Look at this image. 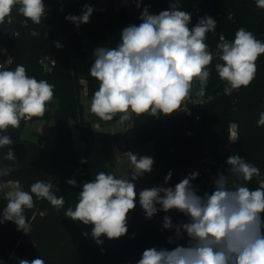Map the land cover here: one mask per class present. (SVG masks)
Segmentation results:
<instances>
[{"label":"clouds","instance_id":"obj_1","mask_svg":"<svg viewBox=\"0 0 264 264\" xmlns=\"http://www.w3.org/2000/svg\"><path fill=\"white\" fill-rule=\"evenodd\" d=\"M139 9L142 0H132ZM258 9H264V0H255ZM18 11L34 25L46 18L44 0H0V25L11 23L13 10ZM94 9L84 4L81 14H68L65 19L77 28L88 24ZM141 23L124 27L116 47L98 46L93 50L94 62L90 75L99 82L91 97L90 112L104 122L118 117V123L131 122L133 116L170 117L179 112H189L186 104L193 95L203 97L211 75L210 65L214 54L206 43L208 33L215 34L217 21L210 15L201 17L189 28L191 14L180 10L176 3L158 14H151L145 6L140 13ZM32 29L30 35L39 36ZM216 56L222 63L215 65L219 78L225 82L224 94L231 95L241 87L247 88L255 79L257 60L264 54V41L240 27L234 40L220 36ZM57 48L62 45L53 42ZM12 59L0 63V148H8L5 160L17 159L10 148L14 144L9 129H19L22 121L43 117L55 96V86L47 80H37L27 74L26 67L9 66ZM199 88L194 90V85ZM258 127H264V111L259 114ZM238 125H229L228 140H239ZM131 164L128 178H118L114 173L99 172L90 182H84L75 207H68L64 217L91 225V237L97 245L102 237L119 239L128 234V215L137 204L145 217L151 219L159 211L176 210L186 216L187 222L173 224L170 216L163 218V229L174 236L169 243L187 236L186 245L176 247H150L143 251L137 264H264V176L260 169L240 155L227 158V174L220 172L214 179L211 193L198 194L192 181L199 173L183 177L174 187L153 186L137 193L135 181L151 173L155 160L151 156L132 151L123 154ZM82 164L87 163L81 159ZM0 168V176L6 175ZM169 170L165 185L172 178ZM257 178L258 187L250 189L247 182ZM70 186L76 180L66 181ZM231 184V186H229ZM6 183L0 182V193L7 200L0 213V224L14 222L17 231L28 235L32 228L25 215L26 209L35 207L37 200H46L60 211L65 204L63 195L53 191L51 181L37 180L25 191L19 182L12 191L5 192ZM56 191H59L57 188ZM159 206V207H157ZM85 237L88 233H83ZM18 264H45V260L19 259Z\"/></svg>","mask_w":264,"mask_h":264},{"label":"trees","instance_id":"obj_2","mask_svg":"<svg viewBox=\"0 0 264 264\" xmlns=\"http://www.w3.org/2000/svg\"><path fill=\"white\" fill-rule=\"evenodd\" d=\"M49 1L55 6L49 19L43 20L40 25L26 27L17 23L13 28L19 29L20 35L10 40L2 38V42L6 43L13 56L11 69L22 64L29 76L47 80L55 86V96L50 103L52 110L44 116L54 125V144L47 150L41 141L24 139L22 133L28 122L22 121L19 129L10 128L7 134L14 141L10 148L17 159H3L8 148H0V168L7 173L0 176V182H19L25 191H30V186L37 180L51 181L53 191L58 196H64L65 204L60 211H56L48 201L37 200L34 196L35 207L25 210L32 228L28 235L17 231L14 222L0 224V264H18L19 259L31 261L41 257L45 264H137L147 248L172 249L173 243H169L168 237L174 236V233L162 227L165 215L171 217L173 224L187 222L188 218L171 210L167 213L159 211L147 219L137 197V206L128 215V234L115 240L102 237L103 244L97 245L91 237L92 226L64 217V212L68 207H75L84 182L92 181L101 171L109 173L114 149L128 152L153 143V170L135 181L137 193L140 181L153 175L155 186H160V181L169 170L173 173L172 178L163 186L174 187L180 182L177 171L202 157L208 149L215 155L217 165L212 176L199 173L192 181L199 195L213 191L214 184L209 177L214 181L218 173L227 174L226 161L231 155L242 156L257 166L264 176V127L257 126L259 114L264 111V54L256 62L257 73L251 85L241 87L231 95L224 94L225 82L219 78L212 61L205 94L213 98L203 109V119L195 136L187 135V119L179 113L161 118L134 115L130 127L123 132L112 133L96 129L85 116L82 93L86 88L87 97L91 98L99 88V82L89 72L94 62L93 50L98 46L111 47L116 39H120L124 27L141 23L139 16L145 6L151 14H158L169 9L172 2L178 4L180 10L189 12L193 0H142L139 9L132 0L131 9L121 7V0ZM203 1L206 10L220 15L215 34L208 33L209 42L217 44L222 33L229 41L234 40L240 27L264 41V31L259 32L264 9H258L255 0ZM86 3L93 7V15L88 24L77 28L65 17L81 14ZM232 13L236 16L235 21L229 19ZM198 20L192 17L189 28L195 26ZM32 29L39 31V36L30 35ZM53 42H59L62 47L57 48ZM46 56H51L56 62L52 71L44 70L39 62ZM113 121H118V117ZM232 121L238 123L240 137L234 152L229 151L228 140ZM74 128L80 130V137L86 143L83 154L74 148ZM219 148L227 150L218 153ZM82 158L88 162L82 164ZM73 178L77 182L75 187L66 183ZM247 186L253 190L257 188V178L247 182ZM57 188L59 191H56ZM6 204L4 194L0 193V213ZM85 232L87 237L83 235Z\"/></svg>","mask_w":264,"mask_h":264},{"label":"built area","instance_id":"obj_3","mask_svg":"<svg viewBox=\"0 0 264 264\" xmlns=\"http://www.w3.org/2000/svg\"><path fill=\"white\" fill-rule=\"evenodd\" d=\"M101 1H104V0H101ZM44 3H45L46 8H47V14H46L45 19H49L54 13L55 6L49 0H44ZM189 13L191 14V17L199 18V19L201 17L206 16V15H210L213 19H215L217 21L220 17L219 14L211 13L210 11L206 10L204 8V1L203 0H193L190 4ZM24 19L25 18L22 15H20L18 13V11H16L14 9L12 14H11V23H7V18H6L5 24L0 25V63H5L8 60V58L10 57L12 59V64H13V61H14L13 56L11 55L6 43L2 42V40L4 38H6V40H10V39H13L15 37H18L20 35V30L13 28V25L20 23L21 26L26 27L23 24ZM229 19L235 21L236 16L232 13L229 15ZM42 22H43V20H42ZM31 24H32V22L28 21L27 26H30ZM6 29H8L7 32L5 31ZM3 33H6L4 37L2 36ZM221 35L227 39L225 33H222ZM219 42H220V40H219ZM206 43L209 46V50L214 54L213 62H215V65L217 63H222V61L219 60L218 56L215 55L217 52L216 46L218 43L213 44L211 41L209 42V37L206 40ZM39 62L41 64V66L43 67V69L46 71H52L53 67L56 65L55 60L51 56L42 57L39 60ZM12 64L9 67H11ZM198 88H199V85L195 84L194 90H196ZM82 96L83 97L88 96V92H87L86 88L83 91ZM212 98L213 97L209 94H205L203 97H196L195 95H193L192 101L186 104V107H188L190 114L188 112H179V114L183 118L187 119L186 126H187V135L188 136H191V137L195 136L196 131L198 129V124L203 119V109L207 104H209L211 102ZM51 110L52 109H51V106L49 104L48 110L46 113L51 112ZM46 113H45V115H46ZM89 113L92 114L90 112V108H89ZM44 116L43 117H33L31 120L26 121V122L45 120ZM231 123H235L238 125V123L236 121H232ZM47 128L54 129L53 123L48 122V125L46 128L42 125L41 127H39V132L42 133ZM96 128L99 129L100 125H96ZM237 130H238V134H239V127ZM237 144H238V141L235 144H232L229 142V149L235 148ZM226 150H227L226 148H219L218 153L226 151ZM216 165H217V159H216L215 155H213L211 150L208 149V150H206L205 154L202 157L191 161L185 167H183L182 169L177 171L178 180L180 181L183 177L191 174L194 171L201 173V174H205L207 176H212L214 173V169H215Z\"/></svg>","mask_w":264,"mask_h":264},{"label":"rangeland","instance_id":"obj_4","mask_svg":"<svg viewBox=\"0 0 264 264\" xmlns=\"http://www.w3.org/2000/svg\"><path fill=\"white\" fill-rule=\"evenodd\" d=\"M119 5L121 7H124L126 9H131L130 0H121L119 2ZM120 42V39H116L112 44L111 47H116V45ZM85 107V116L88 120H90L93 124L97 123L96 125L105 124V127L100 129L112 133H118L125 131L128 127H130V122H126L123 126L118 123V121H111V122H104L100 120L98 117H96L93 114L89 113L91 98L84 97L82 99ZM44 126L45 128L48 125L47 120H41V121H31L28 122L24 132H23V138L31 139L36 142L41 141L43 147L47 150H50L53 147L54 144V137H55V130L52 128H47L44 130V132L40 133L39 127ZM73 142H74V148L83 154L85 152L86 143L83 141L80 137V130L78 128L73 129ZM133 153H136L138 155H147L154 158V145L153 143H148L146 146L139 148V149H132L130 150ZM229 151H235V148H230ZM125 153V152H124ZM121 150L114 149L111 153V160L109 163V168L111 171H113L118 178H128L131 172V164L130 161L127 159L126 156H124ZM209 181L213 182V179L209 177ZM156 182L154 180V176L150 175L146 179L140 181L138 185L139 191L144 188H151L155 186ZM8 187L5 188L6 192L14 190L16 187L15 183H7ZM231 186V184L229 185ZM177 243L181 245H186L187 243V236L185 234L184 238L173 242L172 249L176 247Z\"/></svg>","mask_w":264,"mask_h":264},{"label":"water","instance_id":"obj_5","mask_svg":"<svg viewBox=\"0 0 264 264\" xmlns=\"http://www.w3.org/2000/svg\"><path fill=\"white\" fill-rule=\"evenodd\" d=\"M96 7V6H95ZM264 31V20L262 19V20H260V22H259V32L261 33V32H263ZM102 127H104V125H102ZM109 173H114L113 171H109ZM115 174V173H114ZM116 175V174H115ZM163 185H165V178L164 179H162L161 181H160V186H163Z\"/></svg>","mask_w":264,"mask_h":264},{"label":"crops","instance_id":"obj_6","mask_svg":"<svg viewBox=\"0 0 264 264\" xmlns=\"http://www.w3.org/2000/svg\"><path fill=\"white\" fill-rule=\"evenodd\" d=\"M96 124H97V123H94V127H95V128H96ZM102 125H104V127H105V124H101V125H100L101 128H103ZM96 129H97V128H96ZM99 129H100V128H99ZM38 131H39V130H38ZM23 132H24V131H23ZM22 137H23V133H22ZM26 139H28V138H26ZM30 140H31V139H30ZM122 153H124V152H122Z\"/></svg>","mask_w":264,"mask_h":264}]
</instances>
